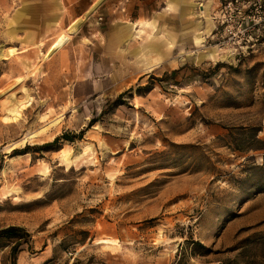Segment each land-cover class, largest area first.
<instances>
[{
    "label": "rangeland",
    "instance_id": "rangeland-1",
    "mask_svg": "<svg viewBox=\"0 0 264 264\" xmlns=\"http://www.w3.org/2000/svg\"><path fill=\"white\" fill-rule=\"evenodd\" d=\"M203 5L147 34L100 5L45 59L90 8L0 0V230L28 234L15 264H264V35L220 40V6Z\"/></svg>",
    "mask_w": 264,
    "mask_h": 264
},
{
    "label": "crops",
    "instance_id": "crops-1",
    "mask_svg": "<svg viewBox=\"0 0 264 264\" xmlns=\"http://www.w3.org/2000/svg\"><path fill=\"white\" fill-rule=\"evenodd\" d=\"M72 1L73 3H75V6L73 8L74 10L80 9V5L81 6L83 5L79 14L83 13L88 8L90 9L87 12L91 10L92 12L91 14H93L100 7V5H102L106 7V9H103V13L104 16L106 17V20L109 21L111 25L117 26L120 25V23L128 22V25L132 27L131 29L135 33L141 32L146 34L149 32L148 30L149 27H154L160 30L163 27H168L173 25L181 29L183 25L190 22L191 19L194 17L196 13L195 12L196 6H198L199 4L203 5V3H206L208 5L207 7H211V8L214 7L216 8L221 4V0H97V1L72 0ZM201 1L203 3H199ZM93 2L95 3L92 5ZM87 12L84 14L83 18L73 22L67 28V31L70 27L76 24L77 25V29L75 31L76 33L80 25L84 22L85 19H87L85 18ZM212 23L214 27V22ZM207 27L209 30L210 29L209 24ZM189 29L191 33V31L193 30L191 28ZM69 35L72 34L66 33L63 34L61 37L65 36L68 41ZM196 40L199 41L200 43L202 41L201 36L198 35ZM55 43H53L52 46ZM202 55L203 57L212 58L215 57L216 52L215 51L206 52L205 54Z\"/></svg>",
    "mask_w": 264,
    "mask_h": 264
},
{
    "label": "built area",
    "instance_id": "built-area-1",
    "mask_svg": "<svg viewBox=\"0 0 264 264\" xmlns=\"http://www.w3.org/2000/svg\"><path fill=\"white\" fill-rule=\"evenodd\" d=\"M214 19L220 40L236 45L256 41L264 35V0H227Z\"/></svg>",
    "mask_w": 264,
    "mask_h": 264
},
{
    "label": "trees",
    "instance_id": "trees-1",
    "mask_svg": "<svg viewBox=\"0 0 264 264\" xmlns=\"http://www.w3.org/2000/svg\"><path fill=\"white\" fill-rule=\"evenodd\" d=\"M121 98H122V95H119L117 97V101H119ZM84 133H85V130L80 131L79 134L77 135L62 134L61 136L56 137L51 143H47V144L38 146L36 148H31V149L42 150L48 147H52L56 145L60 140H65L67 142H73L76 139H81ZM256 142L264 146V143L261 142L260 140H256ZM28 149H30L29 146L23 148L22 150H18L17 153H25V151H27ZM27 238H28L27 232L24 229L19 228V227L10 226V227L0 230V240L11 241V240L17 239L16 242L11 247V263L12 264H15L14 255L16 253L17 248L22 244V242L26 241ZM195 245L198 247H202L198 243Z\"/></svg>",
    "mask_w": 264,
    "mask_h": 264
},
{
    "label": "bare ground",
    "instance_id": "bare-ground-1",
    "mask_svg": "<svg viewBox=\"0 0 264 264\" xmlns=\"http://www.w3.org/2000/svg\"><path fill=\"white\" fill-rule=\"evenodd\" d=\"M91 10L89 12H87V14L85 15V18H88L91 15ZM77 29V25H73L72 27H70L67 31V33L69 34H74L75 31ZM67 38L61 37L50 49V51L48 52V54L45 56V59H47L50 55H53L54 52L60 50L63 45L66 43ZM1 52V51H0ZM18 109H19V105L15 104V102H13L12 104H10L9 108L6 107L5 111H6V118L8 121H13L14 119L17 118L18 116Z\"/></svg>",
    "mask_w": 264,
    "mask_h": 264
}]
</instances>
